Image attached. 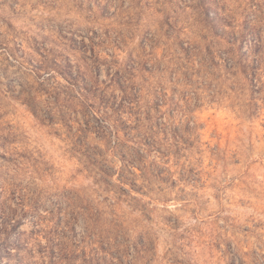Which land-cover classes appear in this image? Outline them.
<instances>
[{"label": "rangeland", "instance_id": "rangeland-1", "mask_svg": "<svg viewBox=\"0 0 264 264\" xmlns=\"http://www.w3.org/2000/svg\"><path fill=\"white\" fill-rule=\"evenodd\" d=\"M0 264H264V0H0Z\"/></svg>", "mask_w": 264, "mask_h": 264}]
</instances>
